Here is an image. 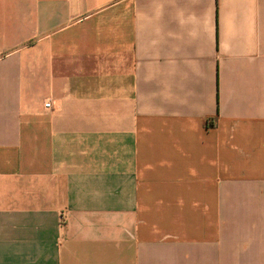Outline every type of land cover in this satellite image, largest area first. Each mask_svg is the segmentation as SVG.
Listing matches in <instances>:
<instances>
[{
	"label": "crops",
	"instance_id": "crops-1",
	"mask_svg": "<svg viewBox=\"0 0 264 264\" xmlns=\"http://www.w3.org/2000/svg\"><path fill=\"white\" fill-rule=\"evenodd\" d=\"M0 264H264V0H0Z\"/></svg>",
	"mask_w": 264,
	"mask_h": 264
},
{
	"label": "built area",
	"instance_id": "built-area-1",
	"mask_svg": "<svg viewBox=\"0 0 264 264\" xmlns=\"http://www.w3.org/2000/svg\"><path fill=\"white\" fill-rule=\"evenodd\" d=\"M46 106H47V107H50V106H51V103H50V102H49V103H47V104H46Z\"/></svg>",
	"mask_w": 264,
	"mask_h": 264
}]
</instances>
